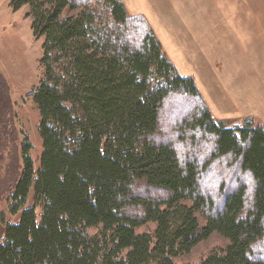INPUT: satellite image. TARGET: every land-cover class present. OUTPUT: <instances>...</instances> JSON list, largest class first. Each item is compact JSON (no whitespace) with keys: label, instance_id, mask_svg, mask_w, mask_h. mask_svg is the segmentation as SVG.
<instances>
[{"label":"trees","instance_id":"1","mask_svg":"<svg viewBox=\"0 0 264 264\" xmlns=\"http://www.w3.org/2000/svg\"><path fill=\"white\" fill-rule=\"evenodd\" d=\"M12 5L44 38V150L36 172L24 149L0 264H176L214 233L228 245L199 264H264V126L215 119L120 0Z\"/></svg>","mask_w":264,"mask_h":264},{"label":"rangeland","instance_id":"2","mask_svg":"<svg viewBox=\"0 0 264 264\" xmlns=\"http://www.w3.org/2000/svg\"><path fill=\"white\" fill-rule=\"evenodd\" d=\"M30 12L29 6L15 10L12 0H0V245L5 229L2 218L12 225L19 224L21 220V213L13 214L11 212V196L24 172V149L28 144L32 146L30 156L36 172L40 167V159L44 150L40 136L42 118L38 104L34 99V92L40 86L44 75L42 66L44 38L35 37ZM166 55L173 63V55L170 56L168 52ZM261 56L264 57V54ZM174 60L177 64L176 57ZM243 63L245 65L242 67L224 69L221 66L216 67L213 69L215 76L213 74L212 79L209 75L204 76L203 74L210 68H199L196 65L197 67L176 69L181 73L196 72L200 75L196 79L203 83L208 91H223L225 98L215 97L214 99L218 108L233 103V99L236 100L239 97V103H242L244 107L253 108L256 102L259 104V108L255 110V113L263 112L261 104L264 103V60L258 61L257 55L251 52ZM193 64H198V62H193ZM225 71L227 74L223 73ZM198 90L203 102L210 110L203 97V92L199 87ZM180 112L183 113L182 107L179 109ZM186 114L187 112H184V115ZM247 119H252L256 124L263 125L262 120L257 116L226 122L242 123ZM212 178L211 176L210 180ZM32 204L33 193L29 197L27 207ZM36 212L37 222L41 223L42 208L38 207ZM200 221L205 224L203 219ZM154 229L155 225L149 224L138 231L152 232ZM227 245L228 241L223 236L214 233L207 240L200 242L191 253L177 258L176 264H199L211 253L224 250Z\"/></svg>","mask_w":264,"mask_h":264},{"label":"crops","instance_id":"3","mask_svg":"<svg viewBox=\"0 0 264 264\" xmlns=\"http://www.w3.org/2000/svg\"><path fill=\"white\" fill-rule=\"evenodd\" d=\"M120 1L129 15H142L147 19L165 54L168 52L176 57L177 64L173 58V65L177 69L196 65L210 68L211 71L208 69L203 74L212 79L213 74L215 76L213 69L218 66L223 69L242 67L251 52L257 55L258 61L264 60L261 56L264 54V0ZM223 73L227 74V71ZM180 74L196 82L200 77L196 72ZM197 83L215 119L232 121L257 116L264 125V111L255 113L259 108L256 102L253 108L244 107L238 97L233 103L218 108L214 99L225 98L223 91L211 92L203 83ZM261 105L264 110V103Z\"/></svg>","mask_w":264,"mask_h":264}]
</instances>
